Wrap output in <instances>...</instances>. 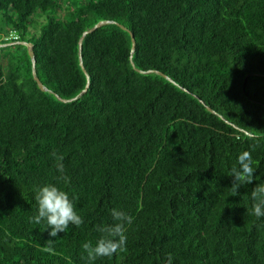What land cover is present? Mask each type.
I'll use <instances>...</instances> for the list:
<instances>
[{"label": "trees", "instance_id": "trees-1", "mask_svg": "<svg viewBox=\"0 0 264 264\" xmlns=\"http://www.w3.org/2000/svg\"><path fill=\"white\" fill-rule=\"evenodd\" d=\"M1 22L0 264H87L112 208L126 247L95 264H264L255 182L230 189L243 151L264 179V0H0ZM49 182L84 220L55 238L30 219Z\"/></svg>", "mask_w": 264, "mask_h": 264}, {"label": "clouds", "instance_id": "clouds-1", "mask_svg": "<svg viewBox=\"0 0 264 264\" xmlns=\"http://www.w3.org/2000/svg\"><path fill=\"white\" fill-rule=\"evenodd\" d=\"M53 156L56 161L57 180L63 181L66 185L69 178L65 173L64 157L55 153ZM257 165L258 161L254 160L251 152H241L236 157V164L230 169V176L233 177L230 189L231 196H236L239 188L255 182L249 193L252 201L250 214L261 219L264 218V179L257 181ZM32 198L36 205V214L30 218L31 222L37 225L43 224L44 231H47L50 238L65 233L70 226L78 228L84 223L83 217L77 211V197L70 196L69 192L58 186L56 182L35 186ZM110 215L113 222L97 226L96 231L99 235L95 242L88 240L82 244V259H85L87 264H95V261L101 257H112L126 247V225H131L133 218L118 208L110 209Z\"/></svg>", "mask_w": 264, "mask_h": 264}, {"label": "water", "instance_id": "water-1", "mask_svg": "<svg viewBox=\"0 0 264 264\" xmlns=\"http://www.w3.org/2000/svg\"><path fill=\"white\" fill-rule=\"evenodd\" d=\"M108 23H112V21H108V20L98 21L92 28H90L87 31L83 32L82 37L86 33L90 32V31H92V30H94V29H96V28H98V27H100V26H102L104 24H108ZM118 25H119L120 28H122L124 30H127V28L124 27L123 25H120V24H118ZM127 31H129V30H127ZM82 37L79 40V50H80L81 43H82ZM130 37H131V52H132L133 49H134L135 41H134V37H133V35L131 33H130ZM18 43L23 44V45H25L27 47L28 55L30 56V59H31V62H32L31 65H32L33 78L37 82V85H38L39 89L41 91H47L48 90L47 87L42 84V82L40 81V79L35 74V60H34L33 52L30 49L31 48V43L30 42H25V41H18ZM79 63L82 66V61H81V56L80 55H79ZM85 91H86V87L77 96H75L74 98H70V99L59 98V99L61 101H63V102L71 101V100L76 99L77 97H79ZM208 109L211 110L209 107H208Z\"/></svg>", "mask_w": 264, "mask_h": 264}, {"label": "rangeland", "instance_id": "rangeland-1", "mask_svg": "<svg viewBox=\"0 0 264 264\" xmlns=\"http://www.w3.org/2000/svg\"><path fill=\"white\" fill-rule=\"evenodd\" d=\"M47 14L51 15L52 13L48 11L47 13H40V15L39 14H35L33 16V18L38 23H41V22L45 21ZM37 26H39V25H37ZM9 28H10V26H8L6 23H2V22L0 23V39H1V37H3L4 35L9 33ZM31 35H32V26L28 28V32H27L26 38H30ZM0 45L4 46L5 44L0 43Z\"/></svg>", "mask_w": 264, "mask_h": 264}]
</instances>
